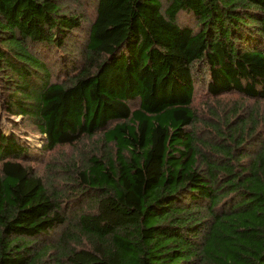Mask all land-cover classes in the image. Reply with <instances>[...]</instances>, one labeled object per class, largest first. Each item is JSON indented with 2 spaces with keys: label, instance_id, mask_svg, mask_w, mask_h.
<instances>
[{
  "label": "trees",
  "instance_id": "trees-1",
  "mask_svg": "<svg viewBox=\"0 0 264 264\" xmlns=\"http://www.w3.org/2000/svg\"><path fill=\"white\" fill-rule=\"evenodd\" d=\"M77 2L0 0V264H264V0Z\"/></svg>",
  "mask_w": 264,
  "mask_h": 264
},
{
  "label": "rangeland",
  "instance_id": "rangeland-1",
  "mask_svg": "<svg viewBox=\"0 0 264 264\" xmlns=\"http://www.w3.org/2000/svg\"><path fill=\"white\" fill-rule=\"evenodd\" d=\"M73 7L75 6L77 10L83 12L86 15L87 20H91L95 16V7L94 4L84 3L82 6L78 5L77 0H66ZM201 83V82H200ZM202 85V84H201ZM203 86V85H202ZM202 86L197 85V90L195 92L193 98V105L197 111V119L195 121V126L200 131V133L205 136H210L212 131L214 130V125H220L226 129V122L231 119V117L227 116V113L223 110L228 106L232 105L234 101L238 100L236 97V93H227L222 95L219 99H212L206 94H204V89ZM264 106V102H262ZM261 108V106H260ZM0 116L2 118L3 129L5 128L6 133L11 131H16L20 134L26 141H28L32 146H40L41 145V135L39 132L33 131L30 129L28 124H24L20 115H12L8 117L6 114L2 113L0 110ZM236 118H234L235 120ZM16 127H13V126ZM232 127L233 124L230 123ZM213 135V133H212ZM252 141L251 139L246 144V148L251 147ZM69 146L65 145L64 147H57L52 153V157H57L60 155L59 152L63 150H69ZM73 150V149H72ZM41 171H44L48 174V170H45V166L42 163L37 165Z\"/></svg>",
  "mask_w": 264,
  "mask_h": 264
}]
</instances>
